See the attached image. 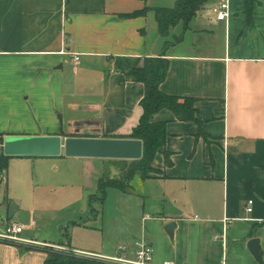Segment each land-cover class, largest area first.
<instances>
[{
  "label": "crops",
  "instance_id": "0c3cea01",
  "mask_svg": "<svg viewBox=\"0 0 264 264\" xmlns=\"http://www.w3.org/2000/svg\"><path fill=\"white\" fill-rule=\"evenodd\" d=\"M222 1L230 16L218 21L213 9ZM176 2L0 0L4 140L58 136L64 145L66 138L127 139L142 117L145 86L121 79L146 59L161 57L169 61L161 91L194 98L205 135L198 136L197 123L161 110L153 120L167 122V138L153 162L156 173L136 176L125 191L108 188L104 201L99 182L105 178L96 193H85V183L75 177L99 158L66 157L63 148L59 156H8L0 175L9 172V205L20 200L12 193L22 186L46 192L32 194L29 204L17 201L15 214L29 217L23 243L0 241V264H46L45 253L29 250L35 247L126 264L114 259L134 261L143 245L153 249V264H261L252 240H259L264 264V0H252V7L249 0H209L188 30L179 24L165 39L154 10ZM145 9V16L122 17ZM37 166L32 182L26 173ZM60 166L62 177L48 176L49 167ZM53 199L68 207L64 227L36 228L35 217L47 215ZM172 223L171 236L166 227Z\"/></svg>",
  "mask_w": 264,
  "mask_h": 264
},
{
  "label": "trees",
  "instance_id": "16d2710c",
  "mask_svg": "<svg viewBox=\"0 0 264 264\" xmlns=\"http://www.w3.org/2000/svg\"><path fill=\"white\" fill-rule=\"evenodd\" d=\"M72 0H67V5L71 4ZM145 1V0H144ZM209 0H177L172 8H157L155 9V18L160 34L168 39L173 28L179 24L183 25L184 30L190 28L191 22L197 17L200 11L205 7ZM252 7V0H249ZM250 7V8H251ZM148 9L137 11L133 14L123 15V18H135L145 16ZM183 39L182 36L175 37L174 42H166L165 48L177 44ZM169 71L168 59L149 58L146 59L142 68L133 69L126 73V77L121 79L123 84L126 80H132L144 84L145 94L141 101L143 109L142 117L137 127L127 139L140 140L143 142V156L140 160H121L132 161L136 168L129 172L125 178L116 179L108 178L101 179L99 182V192L102 195V200L106 198V190L108 188H116L122 191L127 189V184L130 183L136 176L145 179L151 174L156 173L153 168L157 152L165 147L167 138V122H154L155 114L161 110H170L174 113L179 121L195 122L199 126L198 136L203 135V121L195 108L196 100L189 97L170 96L161 91V85L167 78ZM205 136V135H203ZM4 141V136L0 134L1 144ZM11 157L0 156V171L8 168ZM165 163L171 166L170 156L165 153ZM126 181V182H125ZM29 250H38L46 254V264H104L102 261L77 255L74 252L58 251L52 247H35Z\"/></svg>",
  "mask_w": 264,
  "mask_h": 264
},
{
  "label": "water",
  "instance_id": "95a60500",
  "mask_svg": "<svg viewBox=\"0 0 264 264\" xmlns=\"http://www.w3.org/2000/svg\"><path fill=\"white\" fill-rule=\"evenodd\" d=\"M6 156H59L62 148L66 157L99 158L118 160H140L143 156V142L133 139L117 138H66L62 145L58 136L49 137H7L3 144ZM17 209L12 204L8 220H11ZM175 224L166 227L172 236ZM250 248L255 258L263 264L259 240H252Z\"/></svg>",
  "mask_w": 264,
  "mask_h": 264
},
{
  "label": "rangeland",
  "instance_id": "374dc122",
  "mask_svg": "<svg viewBox=\"0 0 264 264\" xmlns=\"http://www.w3.org/2000/svg\"><path fill=\"white\" fill-rule=\"evenodd\" d=\"M2 153H3L2 148H0V155ZM56 160L57 161H52V162H59V164H61L60 160H63V159H56ZM20 161H14V162H20ZM70 161L76 162V161H72V159H69L66 162H70ZM21 162H25V161H21ZM39 162H42V161H39ZM91 162H94V163L96 162V163L95 164L92 163L93 166L88 168V170H85V175L83 174V170H82L81 175L75 176L78 179L80 178L85 183V187H86L85 193L89 191L91 192L95 191L94 193H96L97 191L96 189L98 188V180L100 178L108 179V178L115 177L116 179H123L126 177V175L129 172H131L132 170H135L136 168L135 163L132 161H121V160L113 161V163H110L107 166L102 163L103 162L102 159L94 160ZM16 164L17 163H12L10 167V175L12 177L16 175ZM66 167L67 166H65V169ZM26 172L27 171H25V173ZM38 172H39L38 166L35 168H29L28 173H26L28 174V179L30 181L32 180V182H37ZM63 173H65V171H64V167L62 166L56 169V171L51 169L50 167L47 169L48 176H55V177L61 176L62 177ZM8 176H9V172H5L3 175H0V177L3 180V181L2 180L0 181V232L1 233L6 232V228L8 226L9 227L13 226L16 223L22 226L29 220L28 214L23 211L16 213L11 220H8V216H9L8 210L12 204H16L18 206L17 201L22 203V205H25V203L29 204L32 194L39 196V193L46 192L43 189H41L39 186H37V189H35V187H32L33 190H31L30 192L29 190H27L25 186H22L20 191L16 190L17 194L12 193V195H14L16 199L18 197V199L20 200H17V201L14 200V202L12 204L10 203L11 205H9V202L5 200L8 194V189H7ZM127 186H129V183L127 184ZM59 188L61 189L65 188L64 190H62V192H65L68 189L66 187H59ZM47 192L49 194H55L57 190L48 189ZM80 192L83 193L82 190H80ZM65 204L66 203L57 202L55 199L49 201L47 204L48 206L47 215L44 214L43 216L42 215L39 216L40 213H38L37 216L35 217L36 228H57V227L60 228L61 225H63L64 223L63 218H62L64 217L63 215L65 214V212L69 211L67 205Z\"/></svg>",
  "mask_w": 264,
  "mask_h": 264
},
{
  "label": "built area",
  "instance_id": "2783aa9c",
  "mask_svg": "<svg viewBox=\"0 0 264 264\" xmlns=\"http://www.w3.org/2000/svg\"><path fill=\"white\" fill-rule=\"evenodd\" d=\"M213 12L217 18L218 21H225L229 18L230 12H229V5L227 1H222L220 4H218L214 9ZM76 60L78 61L79 58L76 57ZM1 145V142H0ZM253 201H249L246 212L251 213L253 211L252 209ZM24 228L21 225H13L8 226L6 228V232L1 233L0 232V241L1 242H8V243H23V240L20 238L21 233L23 232ZM54 249L58 251H65L70 252V250L62 248V247H55ZM73 252V251H72ZM75 253V252H74ZM77 254V253H75ZM80 255V254H77ZM114 260L123 262L126 264H153V249L147 245H143L136 254V260L134 261H125L120 258H115ZM165 264H172V263H165Z\"/></svg>",
  "mask_w": 264,
  "mask_h": 264
}]
</instances>
